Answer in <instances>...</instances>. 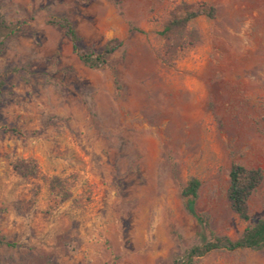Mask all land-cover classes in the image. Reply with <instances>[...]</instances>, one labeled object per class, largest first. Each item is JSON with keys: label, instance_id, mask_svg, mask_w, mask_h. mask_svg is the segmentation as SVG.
<instances>
[{"label": "rangeland", "instance_id": "obj_1", "mask_svg": "<svg viewBox=\"0 0 264 264\" xmlns=\"http://www.w3.org/2000/svg\"><path fill=\"white\" fill-rule=\"evenodd\" d=\"M201 1L217 12L191 21L200 43L168 54L164 24ZM0 3L24 22L0 56V238L17 243L0 246V264H174L203 241L181 195L192 177L218 235L264 218V180L248 222L227 198L233 163L264 169V0ZM53 17L73 22L86 51L123 45L91 68ZM21 159L37 174L18 172ZM194 264H264V249Z\"/></svg>", "mask_w": 264, "mask_h": 264}, {"label": "trees", "instance_id": "obj_2", "mask_svg": "<svg viewBox=\"0 0 264 264\" xmlns=\"http://www.w3.org/2000/svg\"><path fill=\"white\" fill-rule=\"evenodd\" d=\"M215 6L205 2L188 3L182 2L172 12L170 19L164 24L161 35L166 42L168 54L177 53L186 47H194L201 41L198 29L190 26L195 18L205 15L209 18L216 16ZM50 24L57 25L65 30L66 36L71 40L73 49L81 60L91 68H99L108 62V58L114 54L123 42L117 38L107 42L100 53L86 51L82 47V37L73 22L67 17H53ZM24 22L21 20H9L2 11L0 3V56L4 53L7 40L18 34ZM9 72L0 73V102ZM16 131V129H12ZM15 169L23 175H36L38 166L33 159H21L15 163ZM230 184L227 191L232 210L244 221L251 219L249 201L253 193L264 180V169L261 167H249L240 163H233L229 173ZM201 180L192 177L182 189L181 195L184 199L186 209L194 215L203 228L202 239L187 249L182 255H177L174 264H194L196 260L213 250H237V249H264V218L250 223L242 235L232 239L226 235H218L212 228L210 218L197 208V199L201 188ZM65 194L63 199L68 198ZM16 246L17 243L0 238V246Z\"/></svg>", "mask_w": 264, "mask_h": 264}]
</instances>
